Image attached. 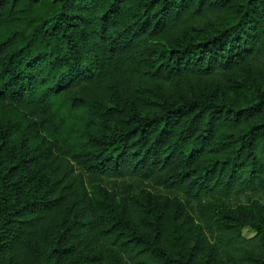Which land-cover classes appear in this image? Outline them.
Segmentation results:
<instances>
[{"label": "trees", "instance_id": "16d2710c", "mask_svg": "<svg viewBox=\"0 0 264 264\" xmlns=\"http://www.w3.org/2000/svg\"><path fill=\"white\" fill-rule=\"evenodd\" d=\"M0 264H264V0H0Z\"/></svg>", "mask_w": 264, "mask_h": 264}, {"label": "rangeland", "instance_id": "374dc122", "mask_svg": "<svg viewBox=\"0 0 264 264\" xmlns=\"http://www.w3.org/2000/svg\"><path fill=\"white\" fill-rule=\"evenodd\" d=\"M243 235L247 238L252 237L254 235V231L252 229H250L249 227H246L243 230Z\"/></svg>", "mask_w": 264, "mask_h": 264}]
</instances>
